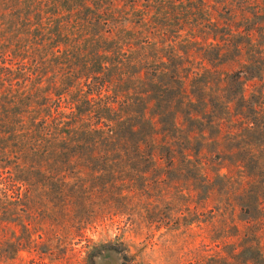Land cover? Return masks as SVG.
Returning <instances> with one entry per match:
<instances>
[{
  "label": "rangeland",
  "instance_id": "rangeland-1",
  "mask_svg": "<svg viewBox=\"0 0 264 264\" xmlns=\"http://www.w3.org/2000/svg\"><path fill=\"white\" fill-rule=\"evenodd\" d=\"M93 1L87 2L90 9ZM105 1L103 9L114 18L112 36L122 28L119 36L129 38L123 52L135 64L146 60L159 69L154 79L141 75L131 91L134 102L143 100L147 120L164 121L155 124L153 156L146 159L129 144L128 153L119 151L114 174L101 177L83 168L81 160L59 164L67 167L57 172L51 162L42 167L43 176L53 172L65 178L60 197L44 184L56 198L50 203L53 220L33 230L37 243L47 242L49 251L22 252L20 260L8 263L90 264L87 257L100 246L120 244L131 264H224L239 261L235 254L246 238L264 253V213L241 220L236 199L253 185L260 198L264 192V0ZM51 6L47 0H0V52L12 60L15 74L23 69V89L35 96L42 114L46 108L53 113L59 92L62 106L75 103L71 98L78 90L84 96L80 71L92 58L96 40L88 11L68 12L58 5L54 12ZM209 22L217 25L215 39ZM194 41L199 42L195 48L189 45ZM170 58L181 65V79H169ZM44 96L48 103L43 104ZM164 110L169 112L157 117ZM250 157L253 162L246 167L239 161ZM107 180L114 184L103 185ZM79 216L80 231L73 227ZM118 262L114 254L100 253L96 259V264Z\"/></svg>",
  "mask_w": 264,
  "mask_h": 264
},
{
  "label": "trees",
  "instance_id": "trees-1",
  "mask_svg": "<svg viewBox=\"0 0 264 264\" xmlns=\"http://www.w3.org/2000/svg\"><path fill=\"white\" fill-rule=\"evenodd\" d=\"M47 2L52 4L54 12L58 11L56 9L58 5L68 12L79 11L82 8L88 11L91 14L88 20L90 33L96 39L95 47L92 58L85 60L83 70L80 71L84 78L82 84L85 89L84 96L80 98L82 90H78L71 98L76 102L62 106L61 93H57L52 114L47 108L44 114L35 108V96L23 89L26 81L22 78L23 69L20 68L18 74H15L12 60L7 59L4 52H0V264L15 263L21 259L22 252L30 254L49 251L47 247L50 245L47 242L37 243V239L33 237V230L35 231L44 221L53 220L50 203L52 200L56 201V198H52L51 193L45 191L44 184L56 188V197L63 195L65 178L64 176L56 178L58 174L53 172L67 166L62 167L59 164L71 166L72 161L81 160L83 168L96 173L97 177L113 175L119 151L128 153L129 144L134 143L137 146L136 151H141L146 159L153 156L150 145L155 124L164 123L160 117L155 121L147 120L143 100L138 97L137 102H134L131 96V91L135 89L141 75L144 79H154L159 69L146 60L135 64L136 60H132L131 56L123 52L122 47L127 45L129 38L119 36L124 34L122 28L112 36L114 30H110L109 25L114 18L111 12L103 9L106 1L94 0L93 9L88 7V0ZM175 25L178 26L179 23ZM216 26L210 22L207 26L209 32L215 34L214 39L218 33ZM57 27L59 30L63 27L62 21H58ZM178 30L180 27H177L174 33H178ZM198 44L199 42L194 41L189 45L195 48ZM189 48L185 51L187 56L191 54L192 48ZM109 52L115 57L111 59L105 55ZM219 56L220 52L216 58ZM170 61L172 69L169 70V79H181L178 73L181 65L175 58H170ZM243 73V70L236 72L237 75ZM247 75L254 76L255 70L250 68ZM73 77L78 79L80 76L76 74ZM19 79H22V82ZM13 80H16L14 84ZM73 84V81L70 82L64 91L66 92ZM179 90L181 93L184 92L181 86ZM42 100L45 104L50 98L44 96ZM135 103L138 106L136 109ZM167 112L169 111L159 112L157 117ZM187 114L188 119L193 121L194 116H190L189 112ZM175 117L176 114H172V123ZM25 119L29 121L28 126ZM145 148L147 150H144ZM239 161L246 167L253 159L250 157L246 161L241 158ZM49 162L53 172L50 176H43L42 167ZM35 176L51 178L52 182L41 183L33 179ZM78 180L77 187L83 190L82 179ZM107 183L114 184L112 180H107L103 185ZM258 191V185H253L242 194H237L241 220H254L264 213V192L260 198ZM79 207L84 208L81 205ZM80 218L81 216L76 217L73 224L79 231L83 223ZM37 238L41 239V236ZM45 245L47 249L43 248ZM100 248L87 257L90 264H96L100 253L114 254L118 258V264H131L130 257L120 244H108ZM95 249L96 247L93 248ZM235 256L239 261L233 259V262L224 264H264L262 248L248 238L242 242L241 249Z\"/></svg>",
  "mask_w": 264,
  "mask_h": 264
}]
</instances>
